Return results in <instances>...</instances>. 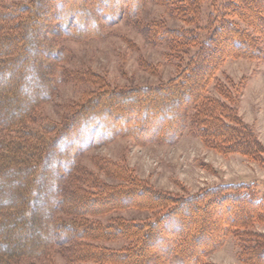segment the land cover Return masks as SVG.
I'll return each instance as SVG.
<instances>
[{
    "label": "trees",
    "instance_id": "trees-1",
    "mask_svg": "<svg viewBox=\"0 0 264 264\" xmlns=\"http://www.w3.org/2000/svg\"><path fill=\"white\" fill-rule=\"evenodd\" d=\"M126 1L0 0V264H26L60 247L70 264H212L205 258L229 234L239 260L264 264V234L250 227L264 223V195L252 182L175 196L114 162L104 161L101 169L122 182L105 185L86 175L78 180L75 159L98 131L102 136L108 130L144 142H173L189 128L216 151L251 158L261 153L253 128L238 115L237 97L218 83L220 98L208 93L227 57L264 58L260 0H209L204 26L198 25L204 0H157L170 15L195 24L166 28L154 21L145 27L150 41L165 43L179 60L173 77L156 86L102 89L59 126L46 125L37 110L50 96L44 77L49 82L62 75L61 69L42 70V54L57 57L51 52L57 34L100 35L103 25L132 16L141 0ZM121 126L124 132L117 130ZM127 206L154 218L107 224L89 219ZM114 240L126 244L116 249L99 243Z\"/></svg>",
    "mask_w": 264,
    "mask_h": 264
},
{
    "label": "rangeland",
    "instance_id": "rangeland-1",
    "mask_svg": "<svg viewBox=\"0 0 264 264\" xmlns=\"http://www.w3.org/2000/svg\"><path fill=\"white\" fill-rule=\"evenodd\" d=\"M130 1L134 0L126 2ZM209 2L204 0L202 3L199 26L205 25L211 11ZM260 3L264 5V0H260ZM167 9L157 0H141L132 16L124 15L112 24L103 25L100 35L94 36L95 32H86L87 34H80L77 38H70L57 34L51 52L58 58L52 59V55L42 54L46 67L42 64L39 68L36 67L38 70L43 67L45 73L62 70V75L57 79L48 82L44 77L50 96L37 110L46 125H62L85 97L92 98L102 89L110 92L137 86H156L173 77L179 60L170 55L165 43L150 41L145 27L154 21L164 23L166 28L195 24L184 23L170 15ZM238 23L241 27H246L243 22ZM34 55L40 57L38 53ZM47 61L52 65L47 64ZM217 83L237 97L238 115L253 128L262 146L261 153L255 154L254 158L238 152L216 151L204 144L189 128L181 132L173 142H144L134 140L131 135L109 130L100 136L98 131L92 144L76 154V168L80 169L81 175L78 180L86 175L87 180L96 178L105 185L122 182L115 175L101 169L106 161L118 163L122 169L142 179L150 187L175 196H188L207 187L239 182H252L259 193L264 195V58L227 57L218 66L215 77L208 86V93L219 97L214 88ZM117 130L124 132L121 131L122 126ZM68 183H65L67 187ZM78 186L84 189V185ZM86 189L90 191L91 187L87 186ZM154 215L155 213L148 210L127 206L91 216L89 219L107 224L121 217L128 221H143L153 219ZM58 216L65 217L62 212ZM250 227L264 234V223L255 221ZM99 243L116 249L126 244L124 240ZM237 253L236 239L229 234L222 245L205 260L212 264H245L239 260ZM63 255L66 256L67 253L62 247L54 248L42 258L24 262L70 264Z\"/></svg>",
    "mask_w": 264,
    "mask_h": 264
}]
</instances>
